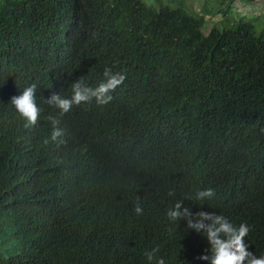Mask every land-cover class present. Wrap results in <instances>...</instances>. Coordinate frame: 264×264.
I'll return each mask as SVG.
<instances>
[{
  "label": "trees",
  "instance_id": "trees-1",
  "mask_svg": "<svg viewBox=\"0 0 264 264\" xmlns=\"http://www.w3.org/2000/svg\"><path fill=\"white\" fill-rule=\"evenodd\" d=\"M189 1L0 0V264H208L206 236L166 215L177 201L247 225L264 256V31L235 0ZM105 68L126 74L109 104L48 107ZM32 84L26 129L10 100Z\"/></svg>",
  "mask_w": 264,
  "mask_h": 264
},
{
  "label": "clouds",
  "instance_id": "clouds-1",
  "mask_svg": "<svg viewBox=\"0 0 264 264\" xmlns=\"http://www.w3.org/2000/svg\"><path fill=\"white\" fill-rule=\"evenodd\" d=\"M103 77L95 88L88 86L83 79H79L70 86V96L54 93L46 103L49 108L55 109L60 117L69 113L74 106H80L93 100L98 105H107L113 100L112 93L126 80V74L105 68ZM36 93L37 86L32 84L19 95L11 97L10 100L12 108L25 121L26 129L34 128L40 118L41 109L37 104ZM49 120L52 124L50 140L62 144L64 141L61 138L64 136V131L59 127V119L56 116H50ZM45 143H48V140H45ZM174 195V192H169V196ZM213 195V190L207 189L198 191L195 198L202 201ZM133 211L137 215L143 213L139 202L134 205ZM166 215L173 222L186 219L188 229L206 236L210 245L208 250L210 254L203 255L200 259L208 261V264H264V256L257 257L248 251L245 237L250 229L247 225L241 224L236 227L226 217L215 213L201 211L193 215L191 209L185 206L183 201H177ZM153 258V253H147L149 261ZM156 264H165V260L160 258Z\"/></svg>",
  "mask_w": 264,
  "mask_h": 264
},
{
  "label": "rangeland",
  "instance_id": "rangeland-1",
  "mask_svg": "<svg viewBox=\"0 0 264 264\" xmlns=\"http://www.w3.org/2000/svg\"><path fill=\"white\" fill-rule=\"evenodd\" d=\"M148 5H153L155 0H144ZM211 3V7L219 8L220 4L225 5V3H228L226 0H211L209 1ZM215 3V4H213ZM190 4V1H189ZM188 4V6H189ZM203 3H199L197 8L192 11L193 13L200 12V7H202ZM233 5V6H232ZM233 7L230 12L228 13V16H231V19H234V21H237L238 19H243L246 21H252L256 28V33L259 35L262 31H264V0H235L233 4H231ZM218 10V9H216ZM219 19L218 17L216 20Z\"/></svg>",
  "mask_w": 264,
  "mask_h": 264
},
{
  "label": "crops",
  "instance_id": "crops-1",
  "mask_svg": "<svg viewBox=\"0 0 264 264\" xmlns=\"http://www.w3.org/2000/svg\"><path fill=\"white\" fill-rule=\"evenodd\" d=\"M209 1H211V0H209ZM199 3H204V0H190L189 8H191V6H192L191 9L193 11H197L195 9L197 8V6H198Z\"/></svg>",
  "mask_w": 264,
  "mask_h": 264
},
{
  "label": "built area",
  "instance_id": "built-area-1",
  "mask_svg": "<svg viewBox=\"0 0 264 264\" xmlns=\"http://www.w3.org/2000/svg\"><path fill=\"white\" fill-rule=\"evenodd\" d=\"M261 1V0H260Z\"/></svg>",
  "mask_w": 264,
  "mask_h": 264
}]
</instances>
